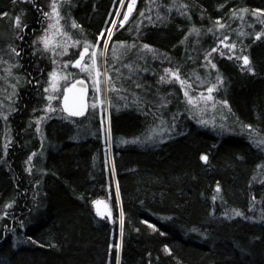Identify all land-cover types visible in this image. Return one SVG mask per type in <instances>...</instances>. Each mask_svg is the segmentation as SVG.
Listing matches in <instances>:
<instances>
[{"label":"trees","instance_id":"1","mask_svg":"<svg viewBox=\"0 0 264 264\" xmlns=\"http://www.w3.org/2000/svg\"><path fill=\"white\" fill-rule=\"evenodd\" d=\"M24 1L0 0V48L16 46L24 81L7 153L0 128V264H117V256L118 264H264V167L258 168L264 152L244 127L264 133V35L256 38L264 16L251 15L264 13V0H137L108 44L136 45L123 60L132 67L119 78L123 91L109 100L115 186L99 126L81 125L88 114L48 119L39 137L26 123L42 104L47 70L11 32L22 10L27 33L37 29L39 14ZM118 3L68 0L67 18L80 26L72 31L94 42ZM242 9H248L243 19L232 16ZM225 37L249 58L252 72L233 58L206 59ZM145 44L152 51L142 50ZM166 68L186 80L216 84L219 78L232 126L219 133L195 122L178 85L156 83ZM158 118L167 128L163 138L140 142ZM106 197L115 219L120 209L121 224L94 211L93 200Z\"/></svg>","mask_w":264,"mask_h":264},{"label":"rangeland","instance_id":"2","mask_svg":"<svg viewBox=\"0 0 264 264\" xmlns=\"http://www.w3.org/2000/svg\"><path fill=\"white\" fill-rule=\"evenodd\" d=\"M26 3V6L29 5V8L36 9L39 14V21L37 23V29H32L31 33H27V22L25 21V15L27 10H22L18 12L19 14H16L15 17H13V23L11 26V32L13 33L14 37L18 39V41L26 42L27 46L31 50L32 56L37 59V61L41 65V70L44 71V69L47 70L45 74V78L42 82L43 84V91H42V104L39 105V107L36 110L30 111V116L27 118L26 123L27 125L31 126L33 131H35V135L39 137L41 133V129L43 128V124L48 119L54 118V117H60L64 114V112L61 109V98L63 96L64 89L75 79L82 78L85 79L88 82L89 91H88V116L84 122H82L81 125H92L96 124L100 128V133L102 135V142H103V148L104 152L106 154L108 166L110 165L111 174H112V183L115 186L116 181L114 178L113 168H112V161H113V152H112V143H111V137L106 136V130L110 128V97H112L114 94H118V92H107L104 94H98L95 91V88L92 84V81L87 79L86 74L83 72H80L79 68L73 67L72 64L80 58V52L83 50V45L85 43H90L95 47V50L99 52L100 50L104 49V42L105 40H108V29H113L112 35L114 34L115 30L119 26V22L123 20V14L128 11V4L132 2V0H124V4L121 5L119 2L117 7L114 10V13L111 17V20L109 22V25H107L104 35L100 36V38L96 39L94 42H91L84 38V36L79 35L77 32H73L71 28L72 20H69L67 18L66 12H65V5L67 2L63 3V6L60 8V14L64 19L61 21V24L64 25L65 30L70 34L71 39H66L65 37H57L61 45L67 46V52L64 55H58L55 52L48 51L45 52L43 50V45L38 41V37H40L43 34V30L45 27H47L48 21L45 20V18L42 15V11H50L49 4L51 3V0H37L35 4L34 1H24ZM31 5V6H30ZM114 5V3H113ZM113 9V6H112ZM42 10V11H41ZM134 10V9H133ZM119 13V15H117ZM20 18V27H16V18ZM130 17V16H129ZM113 21H116L115 26L113 25ZM128 21V20H127ZM126 23V22H125ZM264 34V29L261 32ZM112 37V36H111ZM102 40V41H101ZM34 41H37V43H33ZM73 41H80V44L76 47H72ZM108 40V44H109ZM224 43L222 44L219 42L216 52H212L208 54L207 58H211L212 56H222V57H228L233 58L236 61H238L241 68H243V60L242 57L244 56L243 53L239 51V47L235 45V48L229 51L227 47H225V44H233L231 42H228L227 40L223 39ZM12 42L6 43L3 45V47L0 48V128L3 129V152L7 153L8 147L13 144V136L9 132V120L14 116L17 109V90L21 86L22 82H24L21 78L22 75L20 73V69L23 67L22 62L19 58V55L17 56L12 49H15V52L19 51L16 49V46H13L11 44ZM119 43H117L114 46H117ZM113 46V47H114ZM109 47V46H108ZM113 47L111 49H107L106 55L103 57L98 58V63L100 65L101 71L104 69H109V75L113 77V82L115 83V86L120 89L119 92L123 91V84H121V81L119 78L122 76L128 77L130 76L129 73L126 72L127 68L123 67V65L126 64V62H123L125 56H127L128 52L126 54L121 55L122 52H124L123 49H118L116 52H113ZM62 49H57L56 52L61 51ZM92 51V49H90ZM109 51V53H108ZM237 57H240V59H237ZM108 59V60H107ZM56 61V63H53V61ZM88 60L86 58L85 63H87ZM67 64V67L65 65ZM118 64V65H116ZM119 69V73L115 72V69ZM8 69H10L11 74L9 75ZM172 69V68H168ZM244 69V68H243ZM177 70V69H172ZM57 73V80H58V90L53 93L51 91L50 85L52 83V80L50 78V73L52 72ZM165 75V72L162 70L160 74L156 77V83L157 84H170V83H161L160 77ZM60 76H69L68 80H62L59 79ZM39 77V76H38ZM119 77V78H117ZM180 78L182 80H186L183 77ZM38 79L36 78V83ZM188 84H191V88L182 87L179 81H173L171 83H175L178 85L181 91L182 100L184 101V105H186V110L189 115L193 117L195 122H198L201 126H210V128L214 129L215 131L219 133L226 132L229 129V125L232 126L235 119L230 111V108L227 104V102L218 94L219 87V81L216 82V84H211V81L207 80L206 78L202 79L201 81H195L194 79L186 80ZM26 82V81H25ZM35 84V83H34ZM216 86V91L212 93V96L214 97L215 106H213L212 101H208L207 103L203 101H198L195 105H189L187 103V98L184 95V92L187 90L189 92V95L192 96L194 99H197L201 93L207 95V89L209 87ZM45 89H49L48 92L45 91ZM54 95L55 99L49 101L48 96ZM103 100V104L100 103V101ZM132 103H134L136 98L131 95ZM226 102V104H225ZM137 103V102H136ZM49 104L51 105L52 109L55 111H48ZM96 104V107L93 108L91 105ZM151 105H161L162 102H151L149 103ZM152 108V107H151ZM39 121V123H37ZM200 121H206L207 123H200ZM245 126V125H244ZM252 130L250 131L248 128H245V132L248 134L249 138L252 140V142L257 146L256 142L264 140V133L259 132L258 130L251 127ZM167 131V128L164 124V121L162 118H158V121L152 125V127L144 134H141V137L138 139L140 142H147L151 145L157 143L160 141L163 136L165 135V132ZM259 148L262 149L264 152V144H261ZM34 153H31V160L33 159ZM31 160H27V166L29 169V162ZM94 201H100L101 203H104L105 206H103L102 210H109L108 214H105L104 211H101L100 217H106L109 223L113 224L115 221H118L119 224H121V220L123 218L121 211L119 209V217L117 219L113 216V207L109 201V197L106 198H96ZM92 202L93 209L96 213H98L99 210H96V207L100 204H94ZM119 205V202H118ZM253 214V213H252ZM121 243V235L119 234V237L116 241V244L113 246L119 252ZM116 245H119V248H116ZM112 246L110 248H112ZM119 255V254H118ZM118 264V256L117 261Z\"/></svg>","mask_w":264,"mask_h":264},{"label":"snow or ice","instance_id":"3","mask_svg":"<svg viewBox=\"0 0 264 264\" xmlns=\"http://www.w3.org/2000/svg\"><path fill=\"white\" fill-rule=\"evenodd\" d=\"M15 2V0H14ZM67 2V0H51V3L49 4V8L50 11H42V15L45 18L46 21H48L47 23V27L44 28L43 30V34L38 37V41L40 43H42L43 45V50L45 52L48 51H52L55 52L58 55H64L67 52V46L66 45H61L59 40L57 39V37H65L66 39H71L70 34L65 30L64 25L61 24V21L64 19V17L61 16L60 14V8L63 6V3ZM119 2L121 3V5L124 4V0H119ZM137 0H132L131 3L128 4V11L125 12L123 14V20H121L119 22V26L120 27H124L125 22H127V20L129 19V16L131 15L135 4H136ZM152 2L154 3L155 0H152ZM221 7H223V5H221ZM248 12V9H242V10H234L232 13L233 17H237L239 16L240 19H243V15L242 13H246ZM182 15H185L186 13H181ZM117 15H119V13H117ZM141 16L144 15V12L140 13ZM251 15L256 16L257 18L264 16V13H261L260 11H254L251 13ZM149 21L151 22V17L148 18ZM163 18L161 16H157V20H162ZM113 25L115 26L116 21L112 22ZM260 23L264 24V19L260 20ZM216 24L219 26V28H224L225 25L220 23L219 20L216 21ZM16 27H20V18L17 17L16 18ZM80 26L75 22L72 21L71 23V28L77 29ZM192 32L199 34V29L197 28H193L191 30ZM209 31H212V29H209ZM112 32L113 29H108V40H111V36H112ZM243 34V33H241ZM103 35V33L101 34ZM262 33H258L256 38L260 39L262 37ZM225 40L227 39V37L224 38ZM108 40H105L104 42V49L100 50L99 52H97L95 50V47L93 45H91L90 43H85L83 45V51L80 52V58L77 59L73 65V67H77L79 68L80 72H83L86 74L87 79L92 81V84L95 88V91L98 94H104L107 92H118L120 91L119 88H117L115 86V83L113 82V77L111 75H109V69H104L103 71H101L100 65L98 63V58L99 57H103L106 55V51L108 49ZM34 44L37 43V41L33 42ZM221 43L223 44L224 41L222 40ZM80 44V41H73L72 43V47H76L77 45ZM225 47H227L229 49V51H231L232 49L235 48V44H225ZM136 45L132 44V45H127L124 42H120L117 46L113 47V52H116L118 49H123L124 52L121 53V55L126 54L128 51H131L132 48H135ZM62 49L59 52H56L57 49ZM90 49H92V51H90ZM142 50H146V51H152V49L150 48L149 45H143L142 46ZM12 51L18 56L19 53L15 52V49H12ZM217 49L213 48L212 52H216ZM88 60L87 63H85V60ZM231 58V57H230ZM207 59V57H206ZM237 59H240V57H237ZM243 60V68L245 70H247L248 72H252L253 69L251 67V63L250 60L247 56H243L242 57ZM53 63H56V61L54 60ZM210 63V61H209ZM213 68H215V65L212 64L211 65ZM65 67H67V64L65 65ZM123 67L128 68L130 71H132V67L131 65H123ZM119 69H115L116 73H119ZM165 75L160 77V82L161 83H171L173 81H179L182 87H187V88H191L192 85L188 84V82L186 80H182L180 78V73L179 70H172V69H164ZM8 73L9 75L11 74L10 69H8ZM50 78L52 80V83L50 85L51 91L53 93H55L58 90V80H57V73L54 71L52 73L49 74ZM119 78V77H117ZM59 79L62 80H68L69 76H60ZM219 81V78H218ZM84 80H79L76 81V83H74L72 85V88H75L77 84L79 85H84ZM140 85H137V87H139ZM71 89H65V93L67 91H70ZM46 92L49 91V89H45ZM216 91V86L214 85L213 87H209L207 89V95L201 93L200 96L197 99H194L192 96L189 95V92L186 90L184 92L185 97L187 98V103L189 105H195L198 101H203L205 103H207L208 101H212L213 102V106H215V101H214V97L212 96V93ZM55 99L54 95H49L48 96V100L51 101ZM65 102L67 101V95H65L64 97ZM101 104H103V100L100 101ZM226 104V102H225ZM91 107L95 108L96 104L91 105ZM85 106L81 105L79 108L76 109H69L67 107V105L64 108V111L68 113V116L71 117H79V116H83L85 115V111H84ZM48 111H55L54 109H52L51 105L49 104V107L47 109ZM37 123H39V121H37ZM200 123H207L206 121H200ZM245 128H248L250 131H254L252 130L250 125H245ZM111 131L110 128H108L106 130V136L110 137ZM135 142V141H132ZM257 147H259L261 144H264V140L258 141L256 142ZM200 159L202 161L207 162L208 157L206 155H202L200 157ZM29 160H31V157H29ZM260 167H264V166H260L258 165V168ZM217 193H219L220 191V187L219 184L217 185L216 188ZM216 197H213V199H215ZM94 204H99L101 203L100 201H94ZM98 215H100V213H97ZM236 215H241V213L236 212ZM155 230V229H154ZM33 243H35V241H33ZM116 248H119V245H116ZM165 251L167 252L168 249L165 248Z\"/></svg>","mask_w":264,"mask_h":264},{"label":"water","instance_id":"4","mask_svg":"<svg viewBox=\"0 0 264 264\" xmlns=\"http://www.w3.org/2000/svg\"><path fill=\"white\" fill-rule=\"evenodd\" d=\"M74 63L72 64V66L74 65ZM79 80H84V82H85L84 85L77 84L75 88H72V85L74 83H76V81H79ZM65 89H71V90L67 91L65 93ZM65 89L63 92V96L61 98V109L64 112V114L68 116V113L64 111V108L66 105L69 109H76V108H79L81 105H84L85 106L84 111H85V115H86L88 113V109H89L88 97H87L88 91H89L88 82L85 79L78 78V79H75L74 81H72ZM65 95H67V101L66 102L64 99ZM85 115L79 116V117H73V118H80V117H84ZM69 117H71V116H69ZM103 206H105V204L100 203L96 207V210H99ZM105 208H106V206H105ZM104 212H105V214H108L109 210L106 209V210H104Z\"/></svg>","mask_w":264,"mask_h":264}]
</instances>
